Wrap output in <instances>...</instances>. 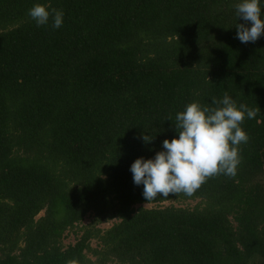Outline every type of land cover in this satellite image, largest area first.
<instances>
[{
    "label": "trees",
    "instance_id": "1",
    "mask_svg": "<svg viewBox=\"0 0 264 264\" xmlns=\"http://www.w3.org/2000/svg\"><path fill=\"white\" fill-rule=\"evenodd\" d=\"M239 2L0 0V264H264V34L236 38ZM225 92L260 109L235 177L146 201L131 165Z\"/></svg>",
    "mask_w": 264,
    "mask_h": 264
},
{
    "label": "clouds",
    "instance_id": "2",
    "mask_svg": "<svg viewBox=\"0 0 264 264\" xmlns=\"http://www.w3.org/2000/svg\"><path fill=\"white\" fill-rule=\"evenodd\" d=\"M237 19L236 38L244 44L255 43L264 34V19L260 0H241L235 6ZM37 27L51 20L53 29L63 25V10L35 4L28 10ZM250 25V27H249ZM212 105L192 102L175 116L174 127L178 138L163 141V151L154 159L138 158L131 165L135 185H143V197L150 202L158 196L183 193L192 196L207 179L225 175L235 177L241 163L240 145L249 141L242 129L245 118L255 119L259 108L239 104L227 92L222 99L212 98ZM169 121L172 117L169 116ZM143 141L151 143L155 137L142 134ZM66 264H79L75 258Z\"/></svg>",
    "mask_w": 264,
    "mask_h": 264
},
{
    "label": "rangeland",
    "instance_id": "3",
    "mask_svg": "<svg viewBox=\"0 0 264 264\" xmlns=\"http://www.w3.org/2000/svg\"><path fill=\"white\" fill-rule=\"evenodd\" d=\"M163 205L164 206H167V205H169V203H164ZM193 205H195V203H191L189 206L192 207ZM143 207L144 208H152L153 206H151V205H144ZM90 221H91V218L88 216V217L85 218L83 224L84 225L85 224H88V223H90ZM110 226H111V224L109 223V224L102 225L100 228L106 229V228H108ZM75 239L76 238H75V235L73 233H68V234H66V237L64 238L63 244L64 245L73 244L74 241H75Z\"/></svg>",
    "mask_w": 264,
    "mask_h": 264
}]
</instances>
